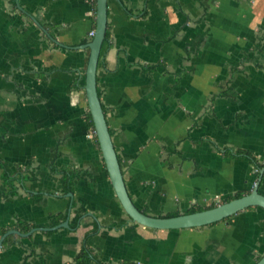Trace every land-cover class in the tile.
<instances>
[{
  "label": "crops",
  "instance_id": "crops-1",
  "mask_svg": "<svg viewBox=\"0 0 264 264\" xmlns=\"http://www.w3.org/2000/svg\"><path fill=\"white\" fill-rule=\"evenodd\" d=\"M95 1L0 0V160L34 176L11 192L0 167V229L37 228L8 235L0 264H72L84 246L92 264H255L261 207L184 229L123 209L85 119ZM107 12L97 88L135 205L165 216L249 193L248 155L264 163V0H108ZM60 214L69 227L39 229Z\"/></svg>",
  "mask_w": 264,
  "mask_h": 264
},
{
  "label": "water",
  "instance_id": "water-1",
  "mask_svg": "<svg viewBox=\"0 0 264 264\" xmlns=\"http://www.w3.org/2000/svg\"><path fill=\"white\" fill-rule=\"evenodd\" d=\"M19 8L21 7L19 6ZM107 11L108 0H96V28L91 40L85 44V46L90 49V53L85 71L84 88L86 92L88 109L92 115L99 147L102 152L112 186L115 190L118 200L130 219L138 224L154 229H184L201 227L216 223L249 207L256 206L264 209V194L259 190V184L261 182L264 169L261 170L256 185L249 193L243 194L242 196L233 198L229 201L219 203L212 208L174 216H154L144 213L135 205L127 190L121 165L97 88V68L107 32ZM32 18L34 19V17ZM40 27L52 41L61 46L64 45L58 40L54 39L48 30L43 26L40 25ZM60 227H69L68 221L65 220L64 222H61L60 224L50 228L43 227L39 229L48 230L57 229ZM36 230L37 228H32L28 232L23 233L17 229H10L3 233L0 237V246L2 245L5 238L10 234L28 236ZM255 264H264V254Z\"/></svg>",
  "mask_w": 264,
  "mask_h": 264
},
{
  "label": "trees",
  "instance_id": "trees-1",
  "mask_svg": "<svg viewBox=\"0 0 264 264\" xmlns=\"http://www.w3.org/2000/svg\"><path fill=\"white\" fill-rule=\"evenodd\" d=\"M11 1L13 4H15V0H11ZM94 9L96 10V1L94 4ZM95 16H96V14L93 15V26H94V28L96 27ZM108 39H109V33L107 31L106 32V39H105L104 43H106L108 41ZM89 52H90V49H89ZM87 62H88V58H87ZM87 62H86V66H87ZM85 119L87 120V123L92 130L94 143L98 147V149H100L98 138H97L95 128H94V122H93L92 115H91L89 110L85 113ZM236 153H245V151L239 150ZM248 156L251 158L252 163L255 165L257 175H259L262 167L264 166V163H259V161L251 155H248ZM0 167L4 170V177H5V180L7 182V186L10 188L11 192L14 191L13 188L15 187V184L18 180L19 181H22L23 179L26 180V176H29V177L32 176L29 173H27L25 175L26 172H24V170L22 168H20L16 171L9 169L1 160H0ZM32 177L34 178V176H32ZM73 177H74L73 173H71L69 170H62L61 182L63 184V188H64L65 192L72 191ZM243 194H244V192H238L235 196L228 197L225 200H223L222 202H226V201H229L233 198L240 197ZM222 202H220V203H222ZM217 204H219V203H212V204L206 205V206L195 205V206L189 208L186 211V213L212 208V207L216 206ZM145 213H147V212H145ZM178 214H180V213L179 212H173V213H167L165 216H174V215H178ZM158 216H160V215H158ZM65 218H66V214L56 215L52 218L51 224L52 225L59 224ZM16 227L23 232H27L32 228L31 225L25 224V223H20V222L18 224H16ZM6 231H7V229L2 228V229H0V234L5 233ZM9 239L10 238L8 237L5 240V243H7ZM94 261H96V257L93 255L91 249L88 248L87 246H84L81 249V251L79 252V254L76 256L75 261L72 264H92ZM25 264H27V263H25ZM126 264H135V263L128 262Z\"/></svg>",
  "mask_w": 264,
  "mask_h": 264
},
{
  "label": "built area",
  "instance_id": "built-area-1",
  "mask_svg": "<svg viewBox=\"0 0 264 264\" xmlns=\"http://www.w3.org/2000/svg\"><path fill=\"white\" fill-rule=\"evenodd\" d=\"M94 31H95V30L91 31V33H90V34H91V36H93V35H94Z\"/></svg>",
  "mask_w": 264,
  "mask_h": 264
}]
</instances>
